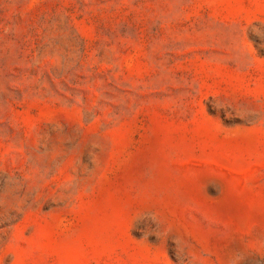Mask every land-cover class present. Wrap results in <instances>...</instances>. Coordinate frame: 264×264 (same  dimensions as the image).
Instances as JSON below:
<instances>
[{"label":"rangeland","instance_id":"374dc122","mask_svg":"<svg viewBox=\"0 0 264 264\" xmlns=\"http://www.w3.org/2000/svg\"><path fill=\"white\" fill-rule=\"evenodd\" d=\"M0 264H264V0H0Z\"/></svg>","mask_w":264,"mask_h":264}]
</instances>
